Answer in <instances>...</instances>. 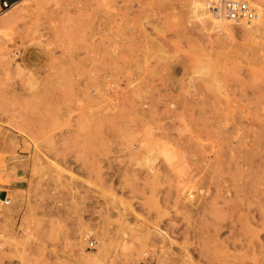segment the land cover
Here are the masks:
<instances>
[{"label":"rangeland","instance_id":"obj_1","mask_svg":"<svg viewBox=\"0 0 264 264\" xmlns=\"http://www.w3.org/2000/svg\"><path fill=\"white\" fill-rule=\"evenodd\" d=\"M205 2L0 14V264H264V2Z\"/></svg>","mask_w":264,"mask_h":264},{"label":"built area","instance_id":"obj_2","mask_svg":"<svg viewBox=\"0 0 264 264\" xmlns=\"http://www.w3.org/2000/svg\"><path fill=\"white\" fill-rule=\"evenodd\" d=\"M209 15L217 21H228L234 27H241L251 24L259 18V11L256 6L247 0H206L205 2ZM10 8L8 0H4L1 13ZM5 206H9L8 199L2 201ZM89 247H94V242L88 241Z\"/></svg>","mask_w":264,"mask_h":264},{"label":"bare ground","instance_id":"obj_3","mask_svg":"<svg viewBox=\"0 0 264 264\" xmlns=\"http://www.w3.org/2000/svg\"><path fill=\"white\" fill-rule=\"evenodd\" d=\"M247 1H249L250 3H252V2H256V3H259V4H261V3H263L264 2V0H247ZM259 6H257V8H258ZM222 22H224L225 24H224V26H225V28H229L230 26L227 24V21H222ZM247 26H252L253 25V22L251 23V24H246ZM0 36H1V38L2 39H4V40H12V37H13V34H12V31H5V32H0ZM221 47V46H220ZM220 47L218 48V49H220ZM232 48V47H231ZM226 51V50H225ZM219 52V51H218ZM223 52V51H222ZM262 52V51H261ZM260 52V53H261ZM259 53V54H260ZM233 54V53H232ZM239 54V53H238ZM249 54V53H248ZM262 54V53H261ZM224 55V54H223ZM222 55V56H223ZM215 56V55H214ZM231 56V55H230ZM241 56V55H240ZM246 56V55H245ZM219 58V57H218ZM245 58V57H244ZM215 59V58H214ZM217 59V58H216ZM215 59V60H216ZM230 59V58H229ZM215 60H214V62H215ZM217 61H218V59H217ZM259 64V63H258ZM183 65V64H182ZM256 66V65H255ZM221 67V66H220ZM257 67V66H256ZM263 105V104H262ZM122 124V123H121ZM227 128V127H226ZM192 198H194V197H192ZM196 198V197H195ZM193 200V199H192ZM199 200V199H198ZM250 204V203H249ZM200 210V209H199ZM256 211V210H255ZM261 221H262V226L264 227V209H263V212H262V214H261ZM253 218V217H252ZM254 219V218H253ZM256 219V218H255ZM218 222V223H217ZM217 222H215V223H213V225H214V227H215V230H216V232H218L220 229H222L223 228V226L219 223V221H217ZM258 222V221H257ZM208 225V223H206L205 224V226H204V228L203 229H205V228H207L208 229V233H209V227L207 226ZM195 230V229H194ZM190 231L191 233H187V234H185V238L186 239H188L189 237L191 238H197V236H196V232L195 231ZM201 235H205V233L204 232H202L201 233ZM202 249V248H201ZM102 257V256H101ZM100 259V258H99ZM85 262H86V264H95L96 262H97V258H88V259H86L85 260ZM191 264H192V261H191Z\"/></svg>","mask_w":264,"mask_h":264},{"label":"crops","instance_id":"obj_4","mask_svg":"<svg viewBox=\"0 0 264 264\" xmlns=\"http://www.w3.org/2000/svg\"><path fill=\"white\" fill-rule=\"evenodd\" d=\"M3 1L4 0H0V12H1V7H2V4H3ZM14 0H8L9 3H12ZM7 197V195H6Z\"/></svg>","mask_w":264,"mask_h":264}]
</instances>
